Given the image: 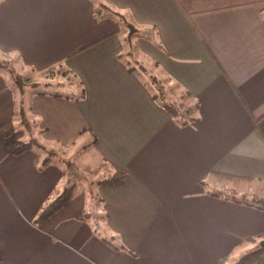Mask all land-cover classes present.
I'll use <instances>...</instances> for the list:
<instances>
[{
	"label": "crops",
	"instance_id": "0c3cea01",
	"mask_svg": "<svg viewBox=\"0 0 264 264\" xmlns=\"http://www.w3.org/2000/svg\"><path fill=\"white\" fill-rule=\"evenodd\" d=\"M100 1L96 17L91 0H0V59L72 77L25 86L26 132L0 69V124L16 128L0 138V264L235 262L264 236V208L238 200H264V0ZM110 10L136 26V57L198 103L195 122L178 124L128 71L129 34ZM32 137L66 161L8 153ZM119 172L121 183L97 185ZM68 185L66 206L36 224Z\"/></svg>",
	"mask_w": 264,
	"mask_h": 264
},
{
	"label": "trees",
	"instance_id": "16d2710c",
	"mask_svg": "<svg viewBox=\"0 0 264 264\" xmlns=\"http://www.w3.org/2000/svg\"><path fill=\"white\" fill-rule=\"evenodd\" d=\"M91 1L94 4V15L98 17L102 12V10L105 8V5L100 0H91ZM110 16L118 17L120 20H122V25L126 29L128 25H131L134 29L136 28V26L131 21L125 19L124 16L116 10L111 11ZM136 31L138 30L135 29V32ZM154 34H156L155 31ZM134 36L137 37V34L129 35L127 37L126 42L127 45L129 46V51L125 55L120 56V59H122V62H124V65L126 66L128 71L134 74L142 82L146 90L150 93L154 102L158 104L160 107H162L164 110H166L168 114L178 124L184 126L189 123L195 122L198 118L197 117L198 103L192 100L191 96L186 91H182L183 92L182 97L184 99L183 98L181 99L184 101L183 103L182 102L180 103V101H177L175 98L167 94L166 89L163 85L164 80L174 83L176 87L179 89H181V87L179 86L178 83H176L173 79H171L168 75H166L155 61L151 60L148 57H144V60H139L136 57V54H138L139 50L136 44L135 43L133 44L131 42V39ZM149 40H151L156 45V47H160L159 43L156 42L155 38H149ZM0 67L9 74V76L13 81L14 88L18 90L17 91L18 99H17L15 112H16V117L19 120V125L22 126V128L26 132H30L31 123L29 121L25 109V95L23 88L21 87L20 77L15 73L14 68L12 66L0 62ZM64 74L67 75V73L65 72ZM80 93H81L80 98L81 97L83 98L84 90L81 89ZM15 130L16 128L12 122H6L0 124V138L8 139L12 137ZM6 147L8 153L14 156L21 155L27 151L34 149L37 151H47L46 147L39 142L37 137L35 138L32 137L27 142L20 140L11 141L7 143ZM50 161H51L50 157L43 159L41 166L42 167L45 166ZM125 178H126V173L119 172L114 174L113 176L103 179L97 185L118 184L124 181ZM71 192H72V186L68 185L62 190L61 193L49 199L38 213L35 223L42 224L43 222L48 220L52 215H54L58 210L66 206V204L70 200ZM93 197H94L93 191H90L88 193V201L89 200L94 201L95 199ZM260 207L264 208V205H261ZM82 216L83 215H81V217ZM261 240H264V236L259 237L256 241H261ZM0 250H1V244H0ZM262 255H264V248L259 247L256 250L242 256L241 258H239L238 260H236L231 264H255L257 258ZM216 264H228V263L224 261H218Z\"/></svg>",
	"mask_w": 264,
	"mask_h": 264
},
{
	"label": "rangeland",
	"instance_id": "374dc122",
	"mask_svg": "<svg viewBox=\"0 0 264 264\" xmlns=\"http://www.w3.org/2000/svg\"><path fill=\"white\" fill-rule=\"evenodd\" d=\"M122 34L124 36L127 35V32L129 34V30H127L126 28H124L123 26L120 27ZM136 37L134 36L131 39V42L134 44L136 43ZM139 56V55H138ZM139 60H143L142 57H138ZM0 62H3V64H8L9 66H12L11 63H9L6 60H2L0 59ZM13 67V66H12ZM14 68V67H13ZM1 70L5 71L4 69H2L0 67ZM15 73L20 77V83H21V87L23 88V91L25 90V86L27 85L28 87H33V88H38V90L42 91H54L57 89H60V87L62 88V85L64 84H68V82H72L70 81V79L72 77H70V75H68L69 71H64V69H60V68H54L48 72H42V73H34V72H29L28 70L25 72L20 71L17 72L16 69H14ZM6 72V71H5ZM63 72L67 73L68 76H66L65 74H63ZM7 73V72H6ZM8 74V73H7ZM9 75V74H8ZM26 75L28 76V78L26 77ZM11 78V77H10ZM80 82H77V84ZM13 84V82H12ZM163 85L166 89V92L168 95H170L171 97L175 98L177 101H180V103L184 102L181 98L183 95V92L181 89L177 88L176 85L172 82H168L167 80L163 81ZM18 90H16L17 92ZM25 95V94H24ZM17 96H18V92H17ZM184 99V98H183ZM64 153V152H63ZM40 156H42V160L46 159L48 157H50L51 160H55V161H66L64 160V158L62 157H55L52 154H49L48 150L47 151H39ZM84 177V176H82ZM246 186V185H245ZM258 187L253 186V191H256ZM238 198V197H236ZM239 201H247V202H251L254 204H258V205H264V200H259L257 197L255 198H245V197H239L238 198Z\"/></svg>",
	"mask_w": 264,
	"mask_h": 264
},
{
	"label": "water",
	"instance_id": "95a60500",
	"mask_svg": "<svg viewBox=\"0 0 264 264\" xmlns=\"http://www.w3.org/2000/svg\"><path fill=\"white\" fill-rule=\"evenodd\" d=\"M127 29L129 30V35H133L135 33V29L131 25H128ZM259 247L264 248V240L259 243Z\"/></svg>",
	"mask_w": 264,
	"mask_h": 264
}]
</instances>
